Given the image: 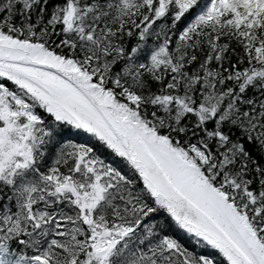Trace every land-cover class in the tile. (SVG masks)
I'll use <instances>...</instances> for the list:
<instances>
[{
    "label": "snow or ice",
    "instance_id": "6c2138e0",
    "mask_svg": "<svg viewBox=\"0 0 264 264\" xmlns=\"http://www.w3.org/2000/svg\"><path fill=\"white\" fill-rule=\"evenodd\" d=\"M0 264H264V0H0Z\"/></svg>",
    "mask_w": 264,
    "mask_h": 264
}]
</instances>
